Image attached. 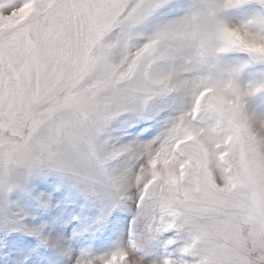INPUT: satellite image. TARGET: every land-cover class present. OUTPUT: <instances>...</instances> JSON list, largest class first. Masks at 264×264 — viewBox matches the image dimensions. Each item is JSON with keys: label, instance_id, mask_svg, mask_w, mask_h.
I'll use <instances>...</instances> for the list:
<instances>
[{"label": "snow or ice", "instance_id": "snow-or-ice-1", "mask_svg": "<svg viewBox=\"0 0 264 264\" xmlns=\"http://www.w3.org/2000/svg\"><path fill=\"white\" fill-rule=\"evenodd\" d=\"M0 264H264V0H0Z\"/></svg>", "mask_w": 264, "mask_h": 264}]
</instances>
